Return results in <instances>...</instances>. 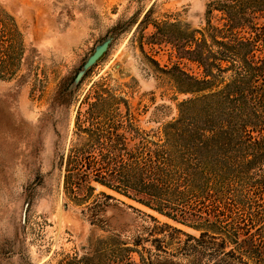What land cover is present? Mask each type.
<instances>
[{
  "label": "rangeland",
  "instance_id": "1",
  "mask_svg": "<svg viewBox=\"0 0 264 264\" xmlns=\"http://www.w3.org/2000/svg\"><path fill=\"white\" fill-rule=\"evenodd\" d=\"M226 2L0 0L18 64L0 66L14 72L0 76V264H209L179 250L202 231L97 184L88 202H75L60 160L78 143L80 118L124 124L130 146L161 139L197 96L181 71L204 76L184 48L203 35L213 46L209 26L224 27Z\"/></svg>",
  "mask_w": 264,
  "mask_h": 264
},
{
  "label": "trees",
  "instance_id": "2",
  "mask_svg": "<svg viewBox=\"0 0 264 264\" xmlns=\"http://www.w3.org/2000/svg\"><path fill=\"white\" fill-rule=\"evenodd\" d=\"M218 10L226 23L209 26L213 46L203 35L195 48H184L204 76L181 71L185 92L197 96L181 104L161 139L130 146L119 133L124 124L91 115L78 119V143L60 165L75 202H88L97 184L202 231L186 235L179 248L198 263L264 264V56L257 55L264 25L256 23L264 19V0H229ZM247 29L256 39L238 34ZM13 39V28L1 21L0 66L18 65Z\"/></svg>",
  "mask_w": 264,
  "mask_h": 264
},
{
  "label": "water",
  "instance_id": "3",
  "mask_svg": "<svg viewBox=\"0 0 264 264\" xmlns=\"http://www.w3.org/2000/svg\"><path fill=\"white\" fill-rule=\"evenodd\" d=\"M108 44L105 43L101 47H99L96 51V53L88 60L85 68H89L91 65H93L107 50ZM82 77V74L79 75V78Z\"/></svg>",
  "mask_w": 264,
  "mask_h": 264
}]
</instances>
